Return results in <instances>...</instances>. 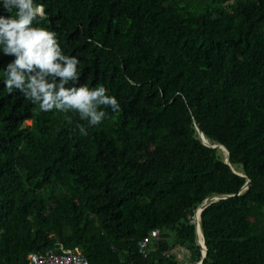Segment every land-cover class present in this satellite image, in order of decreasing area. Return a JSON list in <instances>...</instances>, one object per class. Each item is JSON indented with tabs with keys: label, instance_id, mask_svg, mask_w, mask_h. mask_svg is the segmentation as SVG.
Masks as SVG:
<instances>
[{
	"label": "trees",
	"instance_id": "obj_1",
	"mask_svg": "<svg viewBox=\"0 0 264 264\" xmlns=\"http://www.w3.org/2000/svg\"><path fill=\"white\" fill-rule=\"evenodd\" d=\"M34 3L47 18L32 26L79 60L65 86H103L120 110L101 108L96 126L39 111L8 93L15 57L0 50V264L47 247L90 264H168L159 252L176 244L199 258L194 213L217 195L200 215L203 264H264V0ZM0 16L15 17L3 0ZM154 228L159 249L143 257Z\"/></svg>",
	"mask_w": 264,
	"mask_h": 264
},
{
	"label": "clouds",
	"instance_id": "obj_2",
	"mask_svg": "<svg viewBox=\"0 0 264 264\" xmlns=\"http://www.w3.org/2000/svg\"><path fill=\"white\" fill-rule=\"evenodd\" d=\"M3 5L7 11L15 10V17L0 16V50L15 57L4 72L9 94L18 90L38 105L39 111H74L90 126L100 124L106 117L101 108L120 110L116 98L107 95L103 86H65L78 80L79 60L62 54L55 32L32 26L34 21L38 24L47 18L43 4L34 0H3ZM67 120L71 123L70 118ZM78 127L81 135H87L83 126Z\"/></svg>",
	"mask_w": 264,
	"mask_h": 264
},
{
	"label": "built area",
	"instance_id": "obj_3",
	"mask_svg": "<svg viewBox=\"0 0 264 264\" xmlns=\"http://www.w3.org/2000/svg\"><path fill=\"white\" fill-rule=\"evenodd\" d=\"M195 223V221H192ZM196 224V223H195ZM196 231V242L199 246V258H193V253L187 247L176 244L166 249L160 250V255L168 264H203L206 258V248L204 240L201 241L200 235ZM159 228L151 229L137 242V251L146 257L150 252H155L159 246H153L155 240L160 237ZM203 239V237H202ZM181 249L183 252H181ZM23 258L28 264H90L87 257L78 247L58 248L47 247L39 251L22 253ZM130 264V263H123ZM149 264H162L160 261H154Z\"/></svg>",
	"mask_w": 264,
	"mask_h": 264
},
{
	"label": "water",
	"instance_id": "obj_4",
	"mask_svg": "<svg viewBox=\"0 0 264 264\" xmlns=\"http://www.w3.org/2000/svg\"><path fill=\"white\" fill-rule=\"evenodd\" d=\"M197 130H198V133H199V136L202 140V142L205 144V145H208V146H211L213 148H217V146L223 148L226 150L227 152V156L224 158V161L228 164H230L229 162V157H228V154H229V151L227 149L226 146H224L223 144H214V145H209L207 142L204 141V139H207L205 137V135L202 133V131L197 127ZM234 172L238 173L237 171L234 170ZM238 174H242V173H238ZM248 182H249V179H247V181L245 182V184L242 186L241 190H245L247 187H248ZM228 195H217V196H212V197H208L206 198L195 210V213H194V217H193V221H195L196 223V229H197V232L199 233L200 235V238H201V241H203L204 239H202L203 237V234H202V231L200 230V215H201V211L211 202V201H216L220 198H225L227 197ZM205 246V244H204ZM206 248V246H205Z\"/></svg>",
	"mask_w": 264,
	"mask_h": 264
},
{
	"label": "rangeland",
	"instance_id": "obj_5",
	"mask_svg": "<svg viewBox=\"0 0 264 264\" xmlns=\"http://www.w3.org/2000/svg\"><path fill=\"white\" fill-rule=\"evenodd\" d=\"M27 123L29 124L30 123V121H27ZM223 154H224V156H225V149H223ZM165 232H167V231H165ZM167 241H168V243L169 244H171L172 243V241H173V234L171 233V232H167ZM49 237H51V238H54V239H57L58 237H59V233H57V234H54L53 232H51L50 234H49ZM181 252H183V250L181 249Z\"/></svg>",
	"mask_w": 264,
	"mask_h": 264
},
{
	"label": "bare ground",
	"instance_id": "obj_6",
	"mask_svg": "<svg viewBox=\"0 0 264 264\" xmlns=\"http://www.w3.org/2000/svg\"><path fill=\"white\" fill-rule=\"evenodd\" d=\"M204 141L205 142H207L209 145L211 144V145H214V144H212L208 139H204ZM217 147H219V146H217ZM221 148V147H220ZM222 149V151H223V148H221ZM227 156V152H226V150H225V157Z\"/></svg>",
	"mask_w": 264,
	"mask_h": 264
}]
</instances>
